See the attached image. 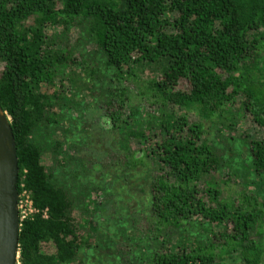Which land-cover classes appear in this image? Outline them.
I'll use <instances>...</instances> for the list:
<instances>
[{
    "label": "trees",
    "instance_id": "trees-1",
    "mask_svg": "<svg viewBox=\"0 0 264 264\" xmlns=\"http://www.w3.org/2000/svg\"><path fill=\"white\" fill-rule=\"evenodd\" d=\"M80 63L116 146L90 167L68 154L77 141L35 137L65 118L63 70ZM0 105L33 208L20 264H94L96 249L102 264H264V200L231 154L264 178V0H0ZM118 180L139 239L109 243L97 210Z\"/></svg>",
    "mask_w": 264,
    "mask_h": 264
},
{
    "label": "rangeland",
    "instance_id": "rangeland-1",
    "mask_svg": "<svg viewBox=\"0 0 264 264\" xmlns=\"http://www.w3.org/2000/svg\"><path fill=\"white\" fill-rule=\"evenodd\" d=\"M92 49V44L86 42L83 43L82 41L79 42L78 50L82 51V53L90 59L88 61L89 67L96 64L94 59L92 57L90 58L86 53ZM63 71L69 74V76H67L68 79L65 82L66 95L63 98L64 102L61 108L65 114V118L61 119L58 124H54L51 128H45L44 126L41 127L37 131V135H35V137L36 140L43 144V146L49 151L54 149L57 140L67 139L66 142H64V145L65 143L67 145L72 144L73 141H77L76 147L73 145L70 146L67 149V152L71 157H86L85 159L88 162L86 163L85 161V165L90 167L92 164L90 161H93L94 159L95 162H99L103 157L106 158L107 155L116 148L113 136L106 131H103L99 125V117L103 113L102 107L98 105L99 100L97 99V95H101L99 81L93 80V78L90 77V69L86 64L80 63L76 67H65ZM145 75H148L147 72ZM93 82L96 84L95 87ZM139 109L142 110V108ZM225 131L226 130L223 129L224 133H222L220 138L217 137V140L222 139V136H228ZM214 134H216V132L212 133V135ZM64 136H66V138H64ZM83 136H88V138H83ZM81 138H83V141L86 140V142H83ZM87 141H90L89 147H85ZM80 143L83 148L78 147ZM104 145L107 147L106 149H104ZM231 154H233L232 156L236 159L234 160V165H238L236 170L240 172V177H237L239 186L246 187L250 191L257 193L260 198L264 200V178L260 176L254 177L251 175L252 173H249V170L245 165L246 161L242 152L234 151ZM71 161L73 163L72 165L77 167L76 159H71ZM222 171V174L226 172L225 169H222ZM92 177H98V180L100 181L104 179V177L100 175L99 170L94 171V175ZM108 177L112 178V176ZM120 182L121 181L118 180V182L114 184V189L110 191L114 194V196H111L109 201H104V203L99 205L97 210L99 213L101 211L100 214L102 216V218H100L101 225L98 228V234L106 236L105 240L108 242L110 241L109 243L114 240L117 241L121 239L128 241L127 238L131 239L132 237L137 240L139 239L138 234L129 226L124 227V229L121 227L126 224L125 220H121L122 214H124L123 210L127 208L129 214H132L134 207L131 208L130 204L134 203V200L130 199L128 194H125V200L130 201L128 206H126V202L118 200L119 197L117 196L119 191L122 192V194L124 191L126 192V183L122 182L121 184ZM119 185L121 186L120 188ZM133 186L136 185H128V187L131 188V191ZM90 198L92 201L95 200L93 195H90ZM20 200H22L21 210L25 214L29 215L31 213V202L29 200V196L24 193L23 196L20 197ZM136 209L137 208L135 207V210ZM120 229H122V231ZM96 250L101 251L93 257V260L96 262H94V264H102V252L104 251L102 249ZM89 263H91V261L88 262V264ZM113 263V260H108L106 264Z\"/></svg>",
    "mask_w": 264,
    "mask_h": 264
},
{
    "label": "water",
    "instance_id": "water-1",
    "mask_svg": "<svg viewBox=\"0 0 264 264\" xmlns=\"http://www.w3.org/2000/svg\"><path fill=\"white\" fill-rule=\"evenodd\" d=\"M19 175L11 119L0 105V264H20Z\"/></svg>",
    "mask_w": 264,
    "mask_h": 264
},
{
    "label": "built area",
    "instance_id": "built-area-1",
    "mask_svg": "<svg viewBox=\"0 0 264 264\" xmlns=\"http://www.w3.org/2000/svg\"><path fill=\"white\" fill-rule=\"evenodd\" d=\"M24 193H25V192H24ZM24 193H23V194H24ZM23 194H22L21 196H23ZM21 196H20V197H21ZM29 200H30V198H29ZM21 202H22V200L19 199L20 219L22 220V219H24L25 217H27L28 215L25 214V213L21 210V207H22ZM30 202H31V201H30ZM32 212H33V208H32V203H31V213H32ZM31 213H30V214H31ZM30 214H29V215H30Z\"/></svg>",
    "mask_w": 264,
    "mask_h": 264
}]
</instances>
